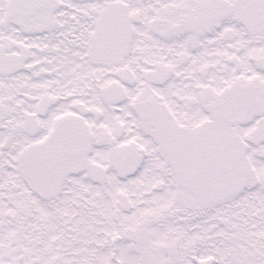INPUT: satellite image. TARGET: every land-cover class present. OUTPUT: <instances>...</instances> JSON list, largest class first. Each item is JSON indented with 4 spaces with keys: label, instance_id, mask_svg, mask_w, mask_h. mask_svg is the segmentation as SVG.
Segmentation results:
<instances>
[{
    "label": "snow or ice",
    "instance_id": "1",
    "mask_svg": "<svg viewBox=\"0 0 264 264\" xmlns=\"http://www.w3.org/2000/svg\"><path fill=\"white\" fill-rule=\"evenodd\" d=\"M0 264H264V0H0Z\"/></svg>",
    "mask_w": 264,
    "mask_h": 264
}]
</instances>
